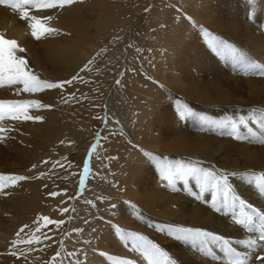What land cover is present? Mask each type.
Returning <instances> with one entry per match:
<instances>
[{
	"label": "rangeland",
	"instance_id": "rangeland-1",
	"mask_svg": "<svg viewBox=\"0 0 264 264\" xmlns=\"http://www.w3.org/2000/svg\"><path fill=\"white\" fill-rule=\"evenodd\" d=\"M181 1L76 0L67 5L74 8L72 19L83 22L94 37L91 36L89 44L76 53L60 54L61 47L56 51L61 65L56 73L58 78L53 82L70 79L74 75H79L82 80L66 85L62 90L48 89L46 101L37 100L51 105V108H29L28 115L42 116V121L24 120L32 124L26 127L24 124L18 126V120H3L6 131L3 133L4 142H0L5 146L0 157V175L6 178L24 175L32 179L9 182L0 191V264H51L53 258L55 264H76L77 261L89 264L95 249L82 241L85 226L89 223L95 225L93 217L102 214L109 204H116L117 208L112 211L118 213L119 201H125L119 197L126 191V163L130 162V156H135V149L128 141L143 137L138 133L139 115L143 112L136 108V100L130 98L129 91L150 89L146 83L153 81L154 70L166 66V46L163 44L167 42L158 33L168 32L169 27L175 23L178 25L180 20L192 27L185 17L195 22V10L184 14ZM166 15L171 17L172 24L165 22ZM171 35L175 37L174 33ZM89 60H93L92 65L81 72ZM32 71L41 79L37 71ZM134 75L142 79L138 80L141 83L138 87H130L132 78L129 77ZM117 80L120 84L116 83ZM154 86L159 88L156 84ZM111 99L114 107L107 104ZM173 108L171 106L172 111ZM158 110L155 113L157 132L162 131L160 124L165 115L163 107ZM97 142L98 146L91 151L89 159L91 145ZM10 145L13 149L8 148ZM85 161L89 170L81 190L79 180ZM33 164L37 165L35 169H32ZM40 172L45 176L36 179ZM53 191L58 195H49ZM32 197H42L35 211L29 208ZM98 197L103 198V203ZM85 200L93 201L96 207L85 203ZM48 208L56 209L58 213L47 212ZM62 208H68V212L62 213ZM43 215L62 223L59 226L44 225L40 221L38 225V217ZM107 216L105 214V218ZM100 222L97 221L95 226L97 231L93 234L95 238H91L93 242L101 233ZM37 226L40 233L35 231ZM21 228H24L21 236L25 239L33 234L41 238V243L27 253V259H17L8 254L11 241ZM76 228L82 231L77 233L74 231ZM60 237V246L68 242L74 245L58 250L60 256L56 257L57 251L52 254L50 251L58 242L50 240ZM17 247L26 248L27 245Z\"/></svg>",
	"mask_w": 264,
	"mask_h": 264
},
{
	"label": "bare ground",
	"instance_id": "bare-ground-1",
	"mask_svg": "<svg viewBox=\"0 0 264 264\" xmlns=\"http://www.w3.org/2000/svg\"><path fill=\"white\" fill-rule=\"evenodd\" d=\"M181 5L185 11L184 14L192 9L195 10L194 14H191L194 15L197 26L227 39L243 48L257 62L264 63V34L257 30L259 25L264 24V8L260 7L264 5V0H258L254 21L248 20L249 9L245 6L244 0H182ZM73 9L72 6L67 5L64 8L55 9L29 8L30 15L41 19L47 27L57 30L36 40L31 35L27 21L21 20L19 14L11 9L0 6V33L8 39H15L18 45L25 49L23 55L28 61L29 68L37 71L42 80L53 82L58 78L56 73L61 60L56 56V51L60 47V54L76 53L82 46H87L89 39L93 36L83 22L79 19H72L75 15ZM49 16L51 19H46ZM78 16L80 15H76ZM165 18V22L172 24L170 16L166 15ZM169 28L168 32L158 33L166 38L167 43L163 45L166 46L167 60L166 66L162 65L159 70H154L152 78L157 83L147 82L146 84L150 87L147 91L134 90L132 93L129 91L130 98L136 100V108L143 112L139 115L138 125V133L143 137L142 139L135 137L134 144L153 154L166 155L169 158L184 161H200L205 166L215 165L230 171L264 170V147L253 142L232 141L210 131L202 132L191 122L178 121L175 109L173 108V111L171 109L174 104L170 99V97L178 98L195 111L205 113L215 119L226 115L238 119L240 115L247 116V112L253 108L264 109V77L253 74L245 75L241 69L233 67L231 62L221 60L207 48L198 28L188 27L183 20H180L178 25L177 23L172 24ZM171 33H174L175 37H172ZM129 78H132L129 83L130 87L133 85L138 87L141 84L139 82L141 78L135 75ZM154 84L159 88H156ZM16 87L21 86L0 88V99L45 102L46 95L49 94L48 89L37 93L16 92ZM107 104L114 107L112 99L108 100ZM161 107L165 109V115L160 124L162 131L157 132L155 113ZM3 123L5 122L0 121V126H3ZM22 124L32 125L21 118L17 121V125ZM249 126L258 131L256 125L251 122ZM4 147V144L0 143V157L3 155ZM8 148L13 149V146L11 148L10 145ZM134 152L135 156H130V162L126 163L125 167L128 171V180L124 181L126 191L119 198L135 205L143 219H138L134 215V210L128 207L125 201H119L118 213L113 217L107 216L106 219H111L113 223L126 230L137 231L148 236L183 264H224L223 259L212 260L195 253L188 246L173 241L167 237L166 233L157 232L154 227L148 225L159 222L207 227L233 241L248 239L250 234L233 227L230 217L220 218L209 215L203 203L183 192L182 185H177L181 189L179 192L161 188L154 168L146 162L141 152L137 150ZM232 180L234 187H237L242 197L250 202H257V197L253 194L255 192L253 185H248L238 177H233ZM191 186L194 191H198L194 183ZM41 199L42 197H32L29 208L33 211L37 210ZM49 208L47 212L58 213L56 209L54 211ZM226 222L228 227H224ZM100 223H102L101 233L96 241L92 240L89 245L95 249L91 254L89 264H110L106 257L99 254L100 252H105L118 259L134 260L135 264H147L139 254L125 249L114 235H110L108 225L103 221ZM92 226H97V221L95 225L89 223L85 226V234L82 235L83 242L93 237ZM61 238L50 240L58 242L52 251L49 249L50 254L58 250H66L73 244L68 242L67 245L60 246ZM236 247L242 255L251 260L252 264H260L256 259L255 250L246 249L241 245H236ZM213 249L221 257L215 246Z\"/></svg>",
	"mask_w": 264,
	"mask_h": 264
},
{
	"label": "snow or ice",
	"instance_id": "snow-or-ice-1",
	"mask_svg": "<svg viewBox=\"0 0 264 264\" xmlns=\"http://www.w3.org/2000/svg\"><path fill=\"white\" fill-rule=\"evenodd\" d=\"M76 0H0V6L11 9L14 13H18L21 20L28 22V27L31 29V35L34 39L40 40L45 34H51L57 31L54 28L47 27L41 19L30 15L28 9H55L64 8L66 5H72ZM245 6L249 9L247 17L249 21H254L258 8V0H244ZM264 8V5H260ZM147 11V9H145ZM179 11V9H177ZM51 19V17H46ZM194 28H198L200 35L203 37L204 43L221 60L231 62L233 67L239 68L245 75L253 74L264 77V63H259L255 58L251 57L243 48L236 46L225 38L212 34L207 29L197 26L191 21L190 17H185ZM258 31L264 34V24L259 25ZM25 49L18 45L15 39H8L4 34L0 33V88L5 86H21L16 87V92L37 93L45 89H64L66 85H71L78 80H82L79 75H74L70 79H65L57 82L42 80L28 66V61L23 55ZM93 60H89L87 64L80 70L87 71L92 65ZM120 84V80L116 81ZM153 83H157L153 80ZM163 87L162 85L160 86ZM173 100L175 115L178 121L191 122L202 132H213L220 137H227L236 142H253L258 146L264 147V109L252 110L247 112V116L240 115L238 119H233L232 116L226 115L223 118L215 119L205 113L197 112L191 108L186 102L178 99ZM36 109L51 108V105L41 104L37 100H0V121L6 118L12 120H33L42 121V116L28 115L29 108ZM249 122L256 125L258 131H255L249 126ZM6 129L0 126V141L4 140ZM99 135V134H97ZM123 135V131H121ZM63 143V141H61ZM132 148L141 152L146 162H148L155 170L159 177L160 186L172 192L181 191L177 187L182 185L183 192L187 193L191 198L205 205L209 215L220 218H229L230 223L238 231L245 229L249 234L258 233V236H249L248 239L231 240L225 235L216 230H211L207 227L185 226L176 223H154L149 224V227H154L157 232L166 233L167 237L173 241L180 242L195 252L202 254L204 257L216 259L213 253V246L218 248L224 256V264H252L251 260L242 255L237 250L236 245H241L246 249L256 251V259L260 264H264V170L261 171H237L218 168L215 165L205 166L200 161H184L182 159L169 158L164 155L153 154L144 150L131 140L128 141ZM98 146V142L91 145L89 150V159H91V151ZM112 159H117L112 157ZM55 167V165H53ZM37 165L33 164L32 169ZM84 171L80 176V189L85 186V177L88 174L89 164L87 161L83 165ZM31 170V169H30ZM45 176L44 172H40L36 179ZM233 177H238L241 181L248 185H253L257 197V202H250L247 198L242 197L241 192L234 187ZM32 179V177L24 175H15L5 177L0 175V191H3L8 183L24 181ZM194 183L198 191H194L191 184ZM116 187L115 184L112 185ZM207 194V195H206ZM49 195L55 197L57 192L53 191ZM103 203V198L98 197ZM85 203L96 207L93 201L85 200ZM128 207L134 210V215L138 219H143L136 206L129 201L124 202ZM117 205L112 203L104 209L102 214L94 216L96 221H103L109 226L110 235H114L116 240L123 245L125 249L139 254L147 264H183L177 258L170 255L169 251L165 250L160 244L154 242L148 236L137 231L126 230L111 219H106L105 214L115 216L116 213L112 209H116ZM62 213L68 212V208L60 209ZM97 212H101L97 209ZM43 221L44 225L59 226L62 221L52 220L47 215L39 216L37 224ZM85 223H88L86 220ZM226 222L224 227H228ZM24 227H27L25 225ZM36 233H40V227L37 226ZM80 233V228L74 229ZM95 234L97 229L93 226L91 229ZM24 228H21L16 234L15 239L11 241L9 253L11 256L19 259L25 257L27 253L32 251L35 245L41 243L40 235H31L25 239L21 236ZM41 235H44L41 233ZM95 238V237H93ZM85 243L91 245L92 241L87 240ZM20 244L27 245L26 248H18ZM106 257L110 264H135L131 259H118L105 252L99 253ZM71 255V254H70ZM56 257L60 256V252L55 253ZM55 264V258L51 261ZM79 264V261L76 262Z\"/></svg>",
	"mask_w": 264,
	"mask_h": 264
}]
</instances>
